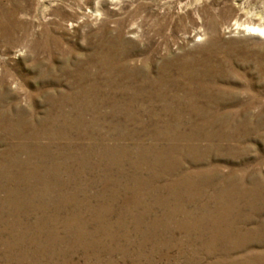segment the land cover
I'll use <instances>...</instances> for the list:
<instances>
[{"label": "bare ground", "instance_id": "6f19581e", "mask_svg": "<svg viewBox=\"0 0 264 264\" xmlns=\"http://www.w3.org/2000/svg\"><path fill=\"white\" fill-rule=\"evenodd\" d=\"M248 30L264 32V27ZM112 44L99 59L101 81L98 71L78 72L75 89L56 94L38 119L15 102L4 107L8 93H0V263L102 264L106 257L105 264H118L112 258L118 254L138 264L141 257L150 262L175 248L176 260L184 264H264V251L238 254L256 233H241L246 219L224 223L209 202L196 201L203 190L195 186L204 181L182 171L173 127L161 125L204 113L193 106L210 96L201 89L209 88L202 82L208 70L190 60L161 57L150 72ZM99 104L109 107L107 115ZM94 113L109 116L115 134L103 131ZM185 191L189 196L181 200L178 194ZM167 195L178 200L171 203Z\"/></svg>", "mask_w": 264, "mask_h": 264}, {"label": "rangeland", "instance_id": "374dc122", "mask_svg": "<svg viewBox=\"0 0 264 264\" xmlns=\"http://www.w3.org/2000/svg\"><path fill=\"white\" fill-rule=\"evenodd\" d=\"M248 27H264V0H0V93H8L3 104L6 107L15 102L28 110L31 119H38L52 106L54 96L56 99L58 94L75 89L78 72L98 71L101 81L104 69L100 57L112 43L116 50L128 53L127 59L143 62L140 67L150 72L155 71L161 57L198 63L199 68L208 70L202 82L209 88L204 85L201 89L210 96L199 98L193 107L204 113L172 122L163 120L161 125L173 127L175 134L171 136L181 145V153L176 155L182 171L192 173L196 181H204L195 186L203 190V197L198 195L196 201L209 202L224 223L235 219L238 224V219H246L242 228L238 227L241 233L253 229L257 234L252 236L255 241L251 237V244L238 254L248 250L262 253L264 32H251ZM112 37L119 40L114 42ZM106 106L96 107L106 114ZM101 113H94L98 125L115 134L114 121ZM125 124L135 125L133 121ZM146 138L145 142L150 141ZM3 147L0 139V150ZM181 194V200H187V191ZM176 196L164 199L171 202L178 200ZM258 235L262 238L257 239ZM176 252L172 248L168 256L155 254L150 262L141 257L138 264H184L176 260ZM78 257L74 256L81 263ZM87 257L93 262L90 254ZM112 258L118 264H130L128 258L118 254ZM107 262L104 257L102 264Z\"/></svg>", "mask_w": 264, "mask_h": 264}]
</instances>
